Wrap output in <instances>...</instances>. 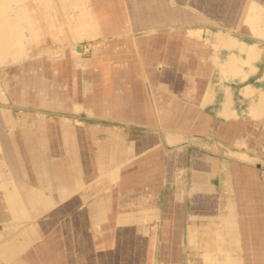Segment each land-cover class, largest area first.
<instances>
[{
  "label": "crops",
  "instance_id": "1",
  "mask_svg": "<svg viewBox=\"0 0 264 264\" xmlns=\"http://www.w3.org/2000/svg\"><path fill=\"white\" fill-rule=\"evenodd\" d=\"M13 1L0 0V64L13 56L15 45L25 39L27 32H44L38 26H19L24 7L13 10ZM41 1L43 10L52 13L48 19L50 24H60V17H66L60 0ZM64 1L67 2L64 6L71 5L72 0ZM86 1L90 3H85L82 18L74 21L72 29L67 25L64 40L70 41L75 49L69 61L70 72L72 67H78V74H83L82 97L74 105L82 108L89 119L147 122L148 126H157L163 121V126L170 132L172 128L181 127L182 122H190L184 126L195 132H204L202 122H212L209 125L212 135L229 144L247 142L250 149L255 147L251 140L247 141L252 135L250 128L259 123L260 144L264 145V69L254 63L262 55L257 43L236 39L233 29L216 32L214 37L157 32L158 27L192 19L183 16L177 22L165 10L156 14L157 6L152 1L134 7L131 22L125 9L118 7L115 0ZM73 3L79 2L73 0ZM247 6L253 13L246 15L245 22L256 40H263L264 26L260 16H264V0H250ZM226 17L221 19L228 21ZM69 31H72L70 35ZM194 32H201V29ZM218 45L230 51L225 63L219 66L224 81L214 77L213 61L204 58L205 49L213 50ZM242 65H249L252 72L259 73L257 81L261 86L245 83L235 87L237 82L248 80L249 73ZM40 91V87L35 89L36 95ZM236 94L248 104L242 117L236 110ZM16 102L35 107L48 104L36 99L30 102L21 96ZM15 112L20 114L22 110L18 108ZM0 120L11 121L8 108L0 109ZM176 132L169 134L172 144L175 143L173 137L175 141L179 140L176 136L181 132ZM147 133L156 136L152 129ZM167 146L172 156L168 164H173L172 168L188 170V188L181 187L175 196L165 198L163 207L157 211L123 213L117 205L114 209L108 208L107 199L103 197L93 199L89 208L88 204L84 208L78 227L69 219H57L60 215H71L69 211L62 213L59 209L71 194L70 183L52 182L53 194L48 195L44 188L49 184L44 179V171L38 167L40 164H32V167L21 164L18 153L10 164L18 176L14 182L0 164V264H118L117 253L112 250L125 243L120 234L128 232L139 238V233L150 232L149 226L135 222L120 224L118 220L103 224V221L108 216L139 215L161 216L166 220L174 217L180 224L188 220V247H193L195 240L191 233L194 232L193 220L211 216L218 227L213 229L215 239L222 249L218 264H264V179L256 176L257 172L248 166L245 170L249 173H240L244 163L207 151L190 150L188 146ZM237 154L250 159L244 151ZM32 169H35V175ZM121 192H124L122 187ZM168 225L163 224L164 247L172 227ZM150 241L144 242L145 250L149 249ZM126 243L129 247L126 255L131 260L127 264H133L134 242ZM147 254L145 252L146 258ZM201 261L202 264L203 257Z\"/></svg>",
  "mask_w": 264,
  "mask_h": 264
},
{
  "label": "rangeland",
  "instance_id": "2",
  "mask_svg": "<svg viewBox=\"0 0 264 264\" xmlns=\"http://www.w3.org/2000/svg\"><path fill=\"white\" fill-rule=\"evenodd\" d=\"M115 1L118 7L125 9L126 17L130 18L129 22L134 7L151 1L157 6L156 14L165 10L171 13L175 21L183 16L192 19L190 22L158 27L156 31L160 33H187L194 36L205 34L206 37V34L213 36L216 32L225 33L233 29V36L236 39L249 44L257 43L261 48L262 55L254 63L264 69V39L256 40L245 22L246 15L253 13L247 6L250 0ZM77 2L79 3L74 4L72 0L71 5L67 7L64 6L67 2L60 0L61 7L66 12V17L63 18L65 21L60 17V24L59 22L50 24L48 19L52 13L43 10L44 4L41 0H15L11 3L13 10L24 7L23 19L19 26L28 24V27L38 26L44 29V32H27L25 39L15 45L13 56H8L0 64V109L8 108L11 118L10 122L0 120V164L5 167L11 181L18 179L10 164H13L12 159L19 153L21 164H28L30 167L32 164H40L38 167L44 171V179L49 184L44 188L45 194H53L52 182L70 183L71 194L59 205V209L62 213L69 211L71 215H60L57 219L60 221L69 219L71 224L78 227L83 219L84 208L87 204L89 208L93 199L103 197L107 199L108 208L114 209L117 205L123 213L157 211L163 207L165 198L175 196L181 187L188 188L190 176L188 170L172 168L173 164H168L172 156L169 154L167 144L188 146L190 150L207 151L230 161L244 163L241 164L244 167H241L240 173L245 175L249 173L245 170L248 166L253 172L258 173L256 176L264 179V145L260 144L259 123L250 128L252 135L247 137V141L251 140L255 145L250 149L247 142L229 144L212 135L209 126L212 122H202L204 132L201 130L195 132L184 126L190 122H182L180 124L182 128L179 127L177 130L172 128L170 132L163 126V121H159L157 126H148L147 122L89 119L82 108L75 106L74 103L82 97L83 74H78V67H72L73 71L70 72L69 61L73 58L72 51L74 53L75 49L70 41L64 40V37L67 35V25L72 29V25L82 18L85 3L88 2V5L90 3L86 0ZM225 15L228 21L221 19ZM260 17L264 26V16ZM196 29H201V32H194ZM72 31L75 32L74 29ZM25 41L27 45L24 44ZM234 51L238 53L237 49ZM229 53V49L220 45L214 46L213 50H204V58L209 62L213 61L214 77L221 81H224L222 79L224 74L219 66L225 63ZM242 68L249 73L248 80L237 82L235 87L238 88L245 83L261 86L257 81L259 77L257 71L252 72L249 65H242ZM38 87L41 91L36 95L35 89ZM18 96L25 97L30 102H34L35 99L44 100L48 104L41 107H35L30 103L19 105L16 102ZM247 106V102H243L236 94L237 112L244 113ZM18 108L22 113L15 112ZM148 129L154 130L156 136H150L147 133ZM174 131L181 134L176 132L178 134L176 138L179 140L175 141L173 137L172 142L175 143L172 144L169 134ZM150 146L152 148L148 149ZM241 151L248 153L250 159L246 160L237 154ZM32 170L34 174L35 169ZM121 187L124 188V192H121ZM99 188L101 190H98ZM210 212L212 213L211 210ZM115 220L120 224L135 222L139 225H148L150 231L139 233V238L128 232L120 234L125 243L112 250L117 253L118 264H127L130 260L126 255L129 249L126 243L128 241L134 242L133 264H201L202 257V264H206L207 261L218 264L221 257L222 249L219 248V242L213 232V229L218 227L213 224L214 218L211 216H201L196 221L193 220L191 224L194 229L191 233L195 239L193 247L187 246L188 220L180 224L177 223L179 219L174 217L166 220L161 216L117 218L108 216L103 224L114 223ZM165 223L172 227L164 247L162 230ZM148 239L151 240L149 249L145 250L143 244ZM145 252L148 253L147 258Z\"/></svg>",
  "mask_w": 264,
  "mask_h": 264
},
{
  "label": "bare ground",
  "instance_id": "3",
  "mask_svg": "<svg viewBox=\"0 0 264 264\" xmlns=\"http://www.w3.org/2000/svg\"><path fill=\"white\" fill-rule=\"evenodd\" d=\"M77 44H78V43H77ZM77 44H76V45H77ZM78 54H80V53H78Z\"/></svg>",
  "mask_w": 264,
  "mask_h": 264
}]
</instances>
